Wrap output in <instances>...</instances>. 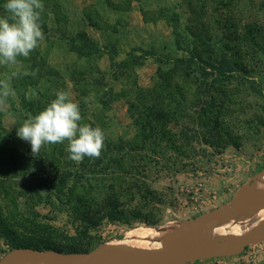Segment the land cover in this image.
<instances>
[{"label": "rangeland", "instance_id": "374dc122", "mask_svg": "<svg viewBox=\"0 0 264 264\" xmlns=\"http://www.w3.org/2000/svg\"><path fill=\"white\" fill-rule=\"evenodd\" d=\"M3 2L0 15H7ZM43 3L44 39L28 57L0 64V259L24 245L95 251L137 226L176 221L200 232L205 215L227 205L264 166V0ZM107 53L112 68L103 73L98 66ZM221 57L230 66H216ZM58 91L78 102L81 124L104 131L99 157L69 159L67 140L33 156L17 137ZM154 97L162 112L173 111L170 136L136 149L138 117ZM124 171L142 174L154 200L130 199L135 193L122 184ZM251 201L264 206L263 199ZM13 212L48 229L13 228ZM233 250L188 264H264V236Z\"/></svg>", "mask_w": 264, "mask_h": 264}, {"label": "clouds", "instance_id": "9594fccd", "mask_svg": "<svg viewBox=\"0 0 264 264\" xmlns=\"http://www.w3.org/2000/svg\"><path fill=\"white\" fill-rule=\"evenodd\" d=\"M7 15H0V64L15 63L17 57H28L44 39L41 27L43 0H4ZM8 92H4L7 96ZM79 104L70 93L58 91L54 100L16 130L34 156L42 145L67 140L69 159L80 162L85 157H99L105 134L100 127L81 124Z\"/></svg>", "mask_w": 264, "mask_h": 264}, {"label": "water", "instance_id": "95a60500", "mask_svg": "<svg viewBox=\"0 0 264 264\" xmlns=\"http://www.w3.org/2000/svg\"><path fill=\"white\" fill-rule=\"evenodd\" d=\"M260 178H264V166L236 191L227 205L214 209L205 215L204 226L199 232L198 246L190 253L183 251L185 238H182L176 248L168 253H152L145 249H114L109 251H100L98 249L95 251L75 253L56 250L43 251L31 247H17L5 254L0 259V264H19L23 261H35L48 264H188L207 257L230 255L234 253L233 248L235 246L240 244L244 247L251 239H258L264 236V227H261L259 232L252 235L253 237L249 236L244 239L241 238L231 241L225 250H208V244L215 228L221 221L238 215L247 207H264H255V202L251 201V184Z\"/></svg>", "mask_w": 264, "mask_h": 264}, {"label": "bare ground", "instance_id": "6f19581e", "mask_svg": "<svg viewBox=\"0 0 264 264\" xmlns=\"http://www.w3.org/2000/svg\"><path fill=\"white\" fill-rule=\"evenodd\" d=\"M251 197L264 200V178L257 179L251 184ZM264 225V207H247L238 215L221 221L211 237L208 248L214 251L225 250L215 247L216 243H226L241 239L252 234ZM189 232V233H188ZM199 231L190 232L180 222L170 223L162 227L137 226L125 230L120 239L113 240L100 246V251L114 249H145L152 253H163L175 247L185 238L183 251L193 252L199 243ZM19 264H48L35 261H23Z\"/></svg>", "mask_w": 264, "mask_h": 264}, {"label": "trees", "instance_id": "16d2710c", "mask_svg": "<svg viewBox=\"0 0 264 264\" xmlns=\"http://www.w3.org/2000/svg\"><path fill=\"white\" fill-rule=\"evenodd\" d=\"M140 11H141V9H140ZM235 38L237 39L238 37L236 36ZM83 41H84V39H83ZM85 42L88 46L93 48V49H90L91 52H94V54H97L99 52V49L96 48L95 44L92 41H90L86 38ZM209 52L212 54L215 53L213 48L210 49ZM78 54L80 56L83 55L82 52H78ZM194 56H195V54H194ZM196 57L198 58V56H196ZM196 57H195V60H197ZM128 58H129V56H128ZM226 58L221 57L219 65L217 64V60H215L214 61L216 63L215 65L216 66H230V63ZM199 60H200V58H199ZM209 66H214V65L210 64ZM111 68H112V66H111ZM173 91H174V89H173ZM154 101H155V103L148 104L142 110L140 117H138V120H141V122L136 124L137 125V133H136L134 143H133L134 148H136V149H139L138 147H140L142 149L147 143H149V144L151 142L154 143L155 139L158 138V136H160V135L165 136L166 134L167 135L169 134L168 136H170V132L167 130V125L171 121V119L173 118L171 116L173 114V111L168 110L166 112H162L159 109L158 99L154 97ZM171 103H172V100H171ZM132 106H133L132 104L129 105V108ZM215 112H216V118L219 119L220 114L223 112L222 105L217 106ZM131 118L134 120V118L132 116H131ZM125 150H127V146L125 144H122L120 147H118V152L123 153ZM126 155H127V153H126ZM46 162L48 165L52 164L51 160H49V159H46ZM122 179H123L122 184H124L126 186L129 184L130 188H132L134 190V193L136 195L135 196L131 193L127 194V196L130 197V199L131 198L133 199L134 197H136L139 199H143L144 201L147 199L151 200V201L154 200L150 196L148 197L149 192H148V190L145 186V183H144L145 177H142V174H137V173L131 174V173H128V171H124L123 175H122ZM150 194H151V190H150ZM95 214L99 215V213H95ZM104 217H107V216H104ZM109 219L111 220L112 216H109L108 220ZM7 220H8V225H10L13 228L21 229V231L26 230L27 232L28 231L38 232V231H43L45 229H48L47 227L41 226L33 220H28V218H25L23 214H20L18 212L9 213L7 215ZM22 247H26V248L31 247V248L40 249L38 247H32L30 245H24ZM56 251H58V250H56ZM83 252H88V251H83Z\"/></svg>", "mask_w": 264, "mask_h": 264}, {"label": "crops", "instance_id": "0c3cea01", "mask_svg": "<svg viewBox=\"0 0 264 264\" xmlns=\"http://www.w3.org/2000/svg\"><path fill=\"white\" fill-rule=\"evenodd\" d=\"M138 11H140V9L138 8ZM96 39V38H95ZM122 56V53L119 54V56ZM113 56V55H112ZM118 56V54L115 56V58ZM118 56V57H119ZM126 57V56H125ZM124 57L120 58L119 61H124ZM101 61H102V65L98 66L99 67V71L100 72H107V71H111V66H110V63H111V55L110 54H103V57H101ZM150 68V66H138L137 69L138 70H143L145 68ZM146 82H149V79L146 81ZM145 82V83H146ZM146 85V84H145ZM148 85V84H147Z\"/></svg>", "mask_w": 264, "mask_h": 264}]
</instances>
